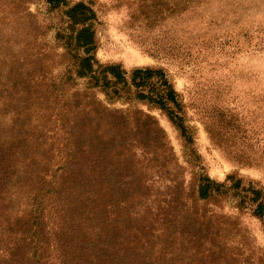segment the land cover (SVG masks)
<instances>
[{
  "label": "rangeland",
  "instance_id": "rangeland-1",
  "mask_svg": "<svg viewBox=\"0 0 264 264\" xmlns=\"http://www.w3.org/2000/svg\"><path fill=\"white\" fill-rule=\"evenodd\" d=\"M79 2L94 13L99 64L118 63L127 75L135 67L164 70L187 136L132 89L117 98L76 75L81 24L65 12ZM0 72V86H12L0 94L2 113L47 133L49 161L78 171L86 161L93 177L111 179L113 193L118 177H139L128 185L145 193L153 214L171 205L175 215L197 218L169 238L175 264H264V222L238 204L245 192L198 195L201 176L221 183L232 175L244 188L264 189V0H65L56 8L0 0ZM117 123L126 140L97 144L99 131ZM144 208L135 202V213ZM123 216L134 225L131 210ZM154 226L160 247L167 237Z\"/></svg>",
  "mask_w": 264,
  "mask_h": 264
},
{
  "label": "trees",
  "instance_id": "trees-1",
  "mask_svg": "<svg viewBox=\"0 0 264 264\" xmlns=\"http://www.w3.org/2000/svg\"><path fill=\"white\" fill-rule=\"evenodd\" d=\"M46 1L54 8L65 2ZM65 13L73 24H81L75 34L82 53L76 56V75L117 98L132 89L135 100L165 111L187 136L180 98L164 70L135 67L127 75L118 63L99 64L95 58L92 9L79 2ZM11 88L2 83L0 94ZM4 103L0 100V264H175L180 259L169 238L177 224L196 223L195 216L175 215L171 205L153 214L147 208L145 193L137 195L129 186L139 177H118L119 187L113 193L111 179L93 177L92 164L79 161L83 168L78 171V167L67 165L68 161H49L52 156L46 154L47 133L29 129L26 118L2 113ZM120 124L110 131L100 130L97 144L126 140ZM67 170H71L69 175ZM199 180L201 199L228 189L244 191L238 204L264 222V189L252 185L244 188L241 180L232 175L221 183L208 176ZM140 184L143 186V182ZM135 202L145 206L143 215L141 211L134 212ZM128 209L134 225L123 216ZM118 219L122 226L115 224ZM157 224L167 237L165 241V237H159L160 247L154 241Z\"/></svg>",
  "mask_w": 264,
  "mask_h": 264
}]
</instances>
